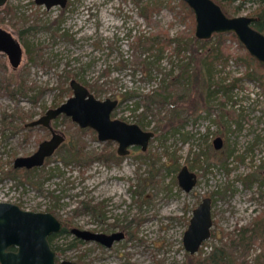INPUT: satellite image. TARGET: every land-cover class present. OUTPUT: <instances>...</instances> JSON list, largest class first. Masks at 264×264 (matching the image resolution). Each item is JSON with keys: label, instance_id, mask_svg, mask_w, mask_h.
Listing matches in <instances>:
<instances>
[{"label": "rangeland", "instance_id": "1", "mask_svg": "<svg viewBox=\"0 0 264 264\" xmlns=\"http://www.w3.org/2000/svg\"><path fill=\"white\" fill-rule=\"evenodd\" d=\"M215 1L229 16L255 15L260 4ZM146 3L155 9L148 20L133 0H69L63 11H47L34 0L0 6V27L23 49L16 68L0 52V201L51 212L67 226L123 233L110 247L54 234L50 243L58 262L195 264L186 257L183 233L193 209L210 197L213 224L195 254L198 264H207L214 249L224 258L218 264H264V68L225 33L233 57L209 66L211 86L192 77L176 81L189 53L178 57L169 47L159 63L156 50L143 52L153 62L145 74L134 64L136 35H194L195 27L180 0H140ZM209 40L215 41L214 34ZM196 58L200 68L202 58ZM72 79L97 98H117L113 118L152 131L146 150L131 146L119 156L116 142L100 141L94 130L60 114L52 121L65 135L60 148L36 170L14 168L15 157L31 154L49 138V130L28 123L71 96ZM166 84L169 102L177 105L172 125L170 104L143 98ZM126 92L130 98L120 99ZM79 141L83 156L74 159L68 154ZM184 165L197 176L190 191L177 181Z\"/></svg>", "mask_w": 264, "mask_h": 264}, {"label": "water", "instance_id": "2", "mask_svg": "<svg viewBox=\"0 0 264 264\" xmlns=\"http://www.w3.org/2000/svg\"><path fill=\"white\" fill-rule=\"evenodd\" d=\"M38 1V0H37ZM193 12L194 36L208 40L216 33H233L248 54L264 64V33L253 26L258 17L253 15H227L215 0H183ZM6 0H0V6ZM39 2V1H38ZM46 7L64 6L66 0H40ZM0 52L4 53L13 68L19 66L23 49L20 42L8 30L0 27ZM69 86L72 95L54 108H49L30 126L43 125L52 130L48 139L39 142L36 150L29 155L15 157L14 168H32L43 164L59 144L65 139L60 132L54 131L50 120L63 114L80 128H91L100 141L111 140L117 143L118 155H125L129 147L139 146L145 151L152 131L143 130L137 123H129L113 118L117 98H97L84 84L72 79ZM214 147L221 146V138L216 137ZM179 186L190 191L196 184L195 172L182 166L177 174ZM212 226L211 198L204 197L193 209L189 224L183 233V246L189 254L197 253L199 247L210 237ZM61 222L51 213L26 210L17 204L0 201V264H56L55 252L49 243V236L61 230ZM75 237L85 241H95L110 247L114 241L121 239L122 233L110 234L93 232L73 227ZM15 248L11 250L9 248ZM60 264H78L71 260H61Z\"/></svg>", "mask_w": 264, "mask_h": 264}, {"label": "trees", "instance_id": "3", "mask_svg": "<svg viewBox=\"0 0 264 264\" xmlns=\"http://www.w3.org/2000/svg\"><path fill=\"white\" fill-rule=\"evenodd\" d=\"M138 6H139V14L143 16L146 20H148L151 17V14L155 10L153 7H150L148 3L144 5H140V0H133ZM219 4L220 2L217 1ZM260 4L258 5V9L256 11L255 16L258 17V20H256L253 23V26L256 27L258 30L262 31L264 33V0H260ZM180 4L182 9H185V13L191 18L192 25L194 24V16L193 12L191 9L187 6V4L183 1L180 0ZM190 27V25H189ZM192 31V30H191ZM183 32L182 34L180 33L177 36L169 37L167 32H163L162 34H154L152 36H146L144 34H138L135 36L134 41L132 42V47L134 48L135 52H138L137 54L134 55V64L145 69V74L146 71L149 74L152 68V64L149 61V56L144 55L142 56L143 52L148 51L149 54L153 55L152 53L154 50L158 53L157 57L155 58V62L159 63L160 62V55L162 52H164L168 47L171 48L172 52L177 55L178 57L181 56V54L188 52L189 57L186 58V62L183 61L185 58L180 57V61L182 62L180 65V68L178 72L176 73V81H182V79H188L189 77H192L194 81L197 83L200 82L201 85L204 86H211L209 82H207L208 78V72L206 73V70L208 71L209 66H213L215 63H227L229 59H232V53L229 51L228 46L225 45V40H226V35L222 33H216L214 34L215 36V41L212 43L209 39L208 40H200L197 39L194 35L193 32ZM231 39L236 41L238 43L239 48H244L243 45L236 39L235 35L233 33L228 34ZM241 50V49H240ZM245 53V52H244ZM247 53V52H246ZM198 55V58L201 59V65L200 68L197 67L198 63H195L196 61V56ZM247 57L251 58L250 55L247 53ZM193 62V63H192ZM192 63V64H191ZM257 63L264 68V64L261 62ZM254 74L253 72L249 71L247 72L246 75H252ZM261 77H257V79H260ZM164 80V79H163ZM174 83V80L171 81ZM188 82V81H187ZM262 83V82H261ZM167 84L162 86L161 88H157V90H160L161 92L157 91L156 89L153 90L150 94H145L143 98H146L147 100H150L152 102L158 101L159 104L165 105V104H170L169 105V110L168 114L170 115L168 121L169 125L173 124V121L175 118L178 117V112H177V105L175 101H171L168 99L169 94L167 92ZM130 92H126L122 95L120 99H128L130 98L129 94ZM202 93H205L202 91ZM183 95V94H180ZM200 97H203L202 95ZM167 115V114H166ZM171 123V124H170ZM80 145L79 147L75 146V149L73 152H69L68 156L73 157L74 159L76 157H81L83 156L82 154V148H83V142L79 141ZM114 158H119L118 156ZM108 160V159H106ZM65 163H68L69 161H66L63 159ZM82 164V163H80ZM65 227L63 228L62 231H66L67 225H64ZM244 240L242 237L240 239ZM245 242V240H244ZM186 257L189 261H192L195 264H198V259L196 258V255L186 253ZM224 259L223 256L220 254L219 251L212 250L208 257L205 259L206 262H210L212 264H218V260ZM196 261V262H195ZM207 263V264H208Z\"/></svg>", "mask_w": 264, "mask_h": 264}, {"label": "flooded vegetation", "instance_id": "4", "mask_svg": "<svg viewBox=\"0 0 264 264\" xmlns=\"http://www.w3.org/2000/svg\"><path fill=\"white\" fill-rule=\"evenodd\" d=\"M39 1V2H38ZM34 0V2H36V3H38L39 5H42L43 7H45V9L47 10V11H49L51 8H53V7H58V9H60V11H63L65 8H67L68 7V5H69V0H66V3H65V5L64 6H60V5H53V6H51V7H46V5L44 4V3H40V0ZM253 16H255V15H253ZM60 19H63L62 18V16H60ZM59 116V115H58ZM55 118H57V116L55 117ZM55 118H53V119H51L50 120V126H51V128L54 130V131H57V132H60V133H62L61 131H59V130H56L53 126H52V121L55 119ZM35 126H43V125H41V124H39V125H35ZM44 128H46L47 130H49V132H50V136H49V138L51 137V135H52V130H50V128L49 127H46V126H43ZM88 129H90L92 132H93V130L91 129V128H88ZM63 134V133H62ZM64 135V134H63ZM64 137H65V135H64ZM46 139H48V138H46ZM44 140V139H43ZM65 142V139L59 144V146L57 147V149L54 151V152H56L59 148H60V146H61V144L62 143H64ZM117 153V152H116ZM54 154V153H53ZM52 154V155H53ZM51 155V156H52ZM118 155V154H117ZM50 156V157H51ZM119 156H121V155H119ZM50 157H47V158H45L44 159V162H43V164L41 165V166H43L46 162H47V160H49V158ZM41 166H39V167H32V168H29V169H27V168H16V169H24V170H26V171H30V170H36V169H38V168H40ZM14 167V166H13ZM211 203H212V201H211ZM55 216V215H54ZM212 216V215H211ZM56 217V216H55ZM57 218V217H56ZM58 219V218H57ZM59 220V219H58ZM60 221V220H59ZM61 222V221H60ZM61 224H62V227H61V230L59 231V232H57V233H54V234H61V233H71L72 235H74L72 232H71V229L73 228L71 225L70 226H67V230L66 231H62L63 230V228L65 227L64 225H65V223H63V222H61ZM212 224H213V218H212ZM212 227V226H211ZM54 234H52V235H54ZM52 235H50L49 236V238H48V240H49V243H50V239H51V236ZM122 236H123V233H122ZM77 238V237H76ZM79 239V238H78ZM75 240V239H74ZM81 240V239H80ZM50 245H51V243H50ZM51 248L53 249V251L55 252V261H56V264H60V261L58 262L57 261V256H56V250L51 246ZM9 249H11V250H15V248H9ZM199 250V249H198ZM196 254V253H195ZM193 255V254H192ZM72 261V260H71Z\"/></svg>", "mask_w": 264, "mask_h": 264}]
</instances>
